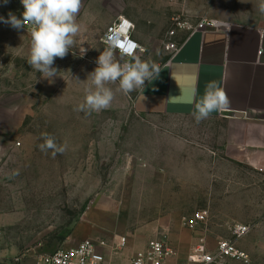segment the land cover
<instances>
[{"label":"rangeland","instance_id":"obj_1","mask_svg":"<svg viewBox=\"0 0 264 264\" xmlns=\"http://www.w3.org/2000/svg\"><path fill=\"white\" fill-rule=\"evenodd\" d=\"M261 3L83 0L75 47L55 59L59 72L52 83L27 63L32 25L17 30L0 22V264H36L39 255L79 243L90 218L106 213L109 222L96 225L104 232L108 228V235L165 240V227L153 221L156 208L139 206L141 199H149L131 189L154 178L147 159L153 158L157 136L208 137L203 143L211 146L210 132L217 127L195 118L137 115L132 108L137 91L125 95L115 91L117 85H109L115 92L109 108L91 114L78 110L91 83L88 75L108 47L104 34L129 19L141 46L136 56L160 66L169 56L165 46L177 19L190 26L208 19L264 28ZM23 11L20 0H0V17L7 19L11 12L22 19ZM114 54L127 62L117 50ZM43 133L54 136L57 144L66 143L67 150L55 157L51 150L42 152ZM171 225L183 228L181 222Z\"/></svg>","mask_w":264,"mask_h":264},{"label":"crops","instance_id":"obj_2","mask_svg":"<svg viewBox=\"0 0 264 264\" xmlns=\"http://www.w3.org/2000/svg\"><path fill=\"white\" fill-rule=\"evenodd\" d=\"M218 22L219 28L182 34L179 52L169 54L159 66V76L145 81L132 100L137 115L152 118H195L194 105L211 82L230 100L226 110L201 120L217 127L210 132L211 146L203 143L208 137L193 141L169 132L157 136L153 158L147 159L154 178L131 189L141 192L140 199H149H141L139 206L159 213L153 221L163 224L164 237L177 253L172 264L186 260L201 236L215 250L220 240L231 238L234 223L252 226L238 241L250 261L225 264H264V28L241 21ZM199 209L210 211L208 222L194 231L187 229L184 218ZM103 220L109 222L107 213L90 218L80 242L69 248L85 240L104 243L103 264H131L154 240L133 234L118 248L122 236L97 229ZM179 222L183 228L171 225ZM35 261L39 264L38 258Z\"/></svg>","mask_w":264,"mask_h":264},{"label":"clouds","instance_id":"obj_3","mask_svg":"<svg viewBox=\"0 0 264 264\" xmlns=\"http://www.w3.org/2000/svg\"><path fill=\"white\" fill-rule=\"evenodd\" d=\"M7 0H5V3ZM24 11L22 19L9 13L8 18L0 17V22L9 24L14 29L26 28L31 24L30 51L27 59L32 69L42 74L49 83L59 72L53 67L56 58L63 59L75 47V38L80 32L77 23L83 0H20ZM264 13V3L259 5ZM135 47L134 44H131ZM130 48V49H131ZM84 52L81 51V54ZM123 53L131 56L129 62L117 60L111 46L105 48L96 60L97 67L88 75L91 83L85 88L83 102L78 110L87 114L99 112L110 107L115 92L109 85H117L115 91L125 95L144 89L145 81H152L159 76L160 67L151 60H142L132 55L129 49ZM230 106L226 91L215 82L207 85L204 96L196 102L193 113L197 122L209 117L214 111H223ZM43 143L39 145L42 152L51 150L53 157L63 154L67 144H57L55 137L48 133L42 134Z\"/></svg>","mask_w":264,"mask_h":264},{"label":"built area","instance_id":"obj_4","mask_svg":"<svg viewBox=\"0 0 264 264\" xmlns=\"http://www.w3.org/2000/svg\"><path fill=\"white\" fill-rule=\"evenodd\" d=\"M220 22L216 20H201L194 26L177 19L174 29L169 34V41L165 49L171 55L179 52L183 42L177 37L179 32L185 30L190 32L204 31L208 28H219ZM104 42L113 50H117L121 56L129 62L131 56L123 53L122 49H129L130 44L135 47L129 49L132 55H136L140 50V45L133 39V24L122 19L115 25L108 28L104 34ZM210 218L208 209L196 210L192 215L187 216L183 220V225L189 230H196L201 225H205ZM252 230L250 224L234 223L231 228V238L222 239L218 242L215 250H210L207 245L206 238L201 236L192 246L191 251L186 260L178 262V264H225L229 260H239L245 263L250 261L247 252L238 246V241L244 238ZM126 238L122 237L118 248L124 247ZM3 245V236L0 232V250ZM105 246L104 243H97L92 240H85L81 244L71 248H61L47 255L37 256L39 264H103L105 256L100 251V247ZM177 257V253L173 246L167 240L154 239L150 241L147 249L139 252L131 261V264H172ZM20 260L19 258L17 259Z\"/></svg>","mask_w":264,"mask_h":264},{"label":"snow or ice","instance_id":"obj_5","mask_svg":"<svg viewBox=\"0 0 264 264\" xmlns=\"http://www.w3.org/2000/svg\"><path fill=\"white\" fill-rule=\"evenodd\" d=\"M131 47H132V45L130 44V45H129V49H130Z\"/></svg>","mask_w":264,"mask_h":264}]
</instances>
